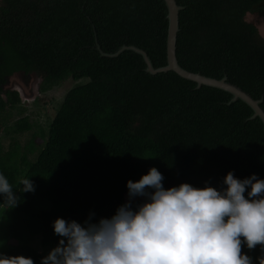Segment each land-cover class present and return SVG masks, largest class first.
I'll list each match as a JSON object with an SVG mask.
<instances>
[{
  "label": "trees",
  "instance_id": "obj_1",
  "mask_svg": "<svg viewBox=\"0 0 264 264\" xmlns=\"http://www.w3.org/2000/svg\"><path fill=\"white\" fill-rule=\"evenodd\" d=\"M176 2L184 6L175 48L180 65L226 75L253 98L262 97L264 110V36L246 19L264 10V0ZM166 12L163 0H0V173L18 197L10 208L0 198V252L41 264L47 253L39 249L59 240L52 221L82 223L90 212L93 221L110 217L127 200L126 182L152 166L165 188L207 182L220 189L229 171L264 179V125L248 118L247 103L229 102V92L196 87L173 70L151 74L132 50L107 57L95 48V38L104 52L135 45L155 67L164 65ZM17 72L37 77L42 92L67 77L86 80L35 129L18 91L5 85ZM13 111L19 117L8 124ZM1 138L9 139L6 148ZM24 178L34 191L19 192ZM242 251L253 264L264 255L259 245Z\"/></svg>",
  "mask_w": 264,
  "mask_h": 264
},
{
  "label": "clouds",
  "instance_id": "obj_2",
  "mask_svg": "<svg viewBox=\"0 0 264 264\" xmlns=\"http://www.w3.org/2000/svg\"><path fill=\"white\" fill-rule=\"evenodd\" d=\"M21 76L31 79V74ZM6 78L8 86L11 76ZM163 180L155 166L138 180L129 179L127 200L110 217L93 221L90 212L82 223L57 217L52 228L58 243L41 264H253L242 246L259 245L264 252V179L255 173L240 179L229 171L220 189L207 182L202 188L190 183L165 188ZM20 188L35 190L29 178L20 181ZM0 198L9 208L18 203L3 173ZM257 259L264 264V255ZM0 264L34 260L0 252Z\"/></svg>",
  "mask_w": 264,
  "mask_h": 264
},
{
  "label": "water",
  "instance_id": "obj_3",
  "mask_svg": "<svg viewBox=\"0 0 264 264\" xmlns=\"http://www.w3.org/2000/svg\"><path fill=\"white\" fill-rule=\"evenodd\" d=\"M163 1L167 9L166 12L167 35H166V44H165L166 63L164 65L155 67L148 53L144 49L137 47L135 45L123 44L113 52H104L102 49H100L97 39L95 38V48L98 50L99 54L102 56L113 57L118 55L122 51L129 49L139 54L142 57L143 62L145 64L144 67L145 71L151 74L157 72H163L167 70H173L178 75L195 81L196 87H199L200 85L204 84V85H209L223 89L231 94L229 102H233L237 99L243 100L252 109V113L248 118L252 119L254 117H259L264 125V110L260 105L263 100L262 97L258 99L253 98L246 91L239 88L235 84L229 82L227 80L226 75H223L220 78L205 76L198 71L196 72L190 71L180 65L176 57L175 48H176V34L179 30L178 13L179 10H181L184 6L179 5L176 2V0H163Z\"/></svg>",
  "mask_w": 264,
  "mask_h": 264
},
{
  "label": "rangeland",
  "instance_id": "obj_4",
  "mask_svg": "<svg viewBox=\"0 0 264 264\" xmlns=\"http://www.w3.org/2000/svg\"><path fill=\"white\" fill-rule=\"evenodd\" d=\"M246 19L256 23V25L260 30V33L264 36V10L261 11L260 13L247 14ZM18 76L20 75H17V73L12 74L11 80L18 78V80L16 81H18L19 83L18 85L22 88V93H23V96H21L19 92V96L21 98L23 97L21 102L23 104V107L25 108L23 114L28 116L29 122L35 127V129H37L39 125L45 127V125L49 123L52 120L53 116L55 115L56 110L60 106L62 98L64 97V94L75 84L82 83L84 82V80H86L85 78H82L75 81L70 77H67L66 79L62 80L58 85L51 86V88L42 92L39 91L38 88L39 79L35 77L33 74H31V79L29 78V81L25 79V81L27 82L26 84L23 83ZM13 85L15 84L11 81V83L9 84L11 89L14 88ZM18 117L19 115H17L16 112L13 111L11 114V119H9L8 124L13 123V121L16 120ZM37 124L38 126H36ZM1 141L3 144V148H6L9 139L1 138ZM36 142H41V139L37 137ZM19 150L25 152V149L22 146ZM37 243L38 240L34 241L33 244L37 249H39ZM39 250L44 253H48L51 250V248L47 251H44L42 249Z\"/></svg>",
  "mask_w": 264,
  "mask_h": 264
},
{
  "label": "flooded vegetation",
  "instance_id": "obj_5",
  "mask_svg": "<svg viewBox=\"0 0 264 264\" xmlns=\"http://www.w3.org/2000/svg\"><path fill=\"white\" fill-rule=\"evenodd\" d=\"M17 75H20V76H18L20 79H21V81L23 82V83H27L26 81H25V78L26 77H22L21 75H22V73L21 72H18L17 73ZM29 75V74H28ZM28 78V77H27ZM16 80H18V78L17 79H12L11 80V78L9 79V83H8V87L10 88V86H9V84L11 83V81L15 84V85H13V87H14V89H16L17 91L19 90V91H21L22 92V88L18 85L19 83H18V81H16ZM24 84V85H25ZM16 87H18V88H16Z\"/></svg>",
  "mask_w": 264,
  "mask_h": 264
}]
</instances>
